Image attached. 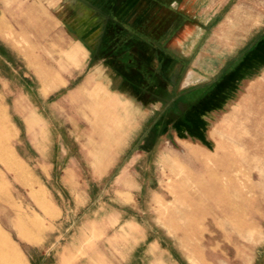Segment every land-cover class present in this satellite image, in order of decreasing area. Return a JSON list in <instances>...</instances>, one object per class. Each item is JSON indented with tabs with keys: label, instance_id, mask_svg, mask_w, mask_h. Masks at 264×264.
<instances>
[{
	"label": "rangeland",
	"instance_id": "374dc122",
	"mask_svg": "<svg viewBox=\"0 0 264 264\" xmlns=\"http://www.w3.org/2000/svg\"><path fill=\"white\" fill-rule=\"evenodd\" d=\"M0 108L20 264H264V0H0Z\"/></svg>",
	"mask_w": 264,
	"mask_h": 264
},
{
	"label": "bare ground",
	"instance_id": "6f19581e",
	"mask_svg": "<svg viewBox=\"0 0 264 264\" xmlns=\"http://www.w3.org/2000/svg\"><path fill=\"white\" fill-rule=\"evenodd\" d=\"M5 112L4 110H2L1 112V116H0V136H1V140L3 141V145H4V149H6L5 151L8 154V158H9V162L10 165L14 168H16L17 170L24 172L25 168L24 166L18 161V159L16 158L15 154L12 152V150L10 149V145H9V140L11 137V130L9 129L8 125H7V119L5 117ZM9 123V122H8ZM4 154V153H3ZM2 155V154H0ZM4 157V156H2ZM10 171V170H9ZM26 172V171H25ZM23 174V173H22ZM27 174V173H26ZM23 176V175H22ZM25 176V175H24ZM16 177V176H15ZM18 177V176H17ZM16 177V178H17ZM24 178V177H23ZM20 179V178H19ZM35 195V194H34ZM4 198H6L7 194L6 192H4ZM33 196V195H32ZM42 197V196H41ZM45 200V198L42 197V200ZM44 202V201H43ZM37 203V202H36ZM44 205V204H43ZM42 207V206H41ZM32 224V223H31ZM35 225V224H32ZM10 261L11 263L14 264H20V258L19 255L17 253V251L12 247V245L10 244L9 239L3 235V233H0V262L1 263H6Z\"/></svg>",
	"mask_w": 264,
	"mask_h": 264
},
{
	"label": "crops",
	"instance_id": "0c3cea01",
	"mask_svg": "<svg viewBox=\"0 0 264 264\" xmlns=\"http://www.w3.org/2000/svg\"><path fill=\"white\" fill-rule=\"evenodd\" d=\"M0 110H2V109L0 108Z\"/></svg>",
	"mask_w": 264,
	"mask_h": 264
}]
</instances>
